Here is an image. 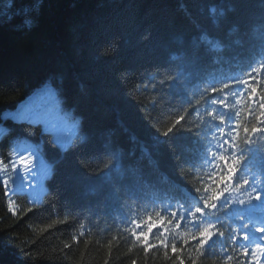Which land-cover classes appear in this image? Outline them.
Listing matches in <instances>:
<instances>
[{"label":"trees","instance_id":"16d2710c","mask_svg":"<svg viewBox=\"0 0 264 264\" xmlns=\"http://www.w3.org/2000/svg\"><path fill=\"white\" fill-rule=\"evenodd\" d=\"M46 82L78 119L65 146L2 118ZM262 103L264 0H0V157L27 138L51 165L39 201L0 175V264H264L236 243L264 193Z\"/></svg>","mask_w":264,"mask_h":264},{"label":"rangeland","instance_id":"374dc122","mask_svg":"<svg viewBox=\"0 0 264 264\" xmlns=\"http://www.w3.org/2000/svg\"><path fill=\"white\" fill-rule=\"evenodd\" d=\"M8 116L41 122L62 146L73 142L78 131V119L71 109L61 105L59 96L48 82L36 88L16 108L2 114V118ZM5 131L6 127L0 121V136ZM50 170L51 165L38 146L27 138L15 139L7 157H0V175L7 186L25 189L36 201L45 190V177Z\"/></svg>","mask_w":264,"mask_h":264},{"label":"snow or ice","instance_id":"6c2138e0","mask_svg":"<svg viewBox=\"0 0 264 264\" xmlns=\"http://www.w3.org/2000/svg\"><path fill=\"white\" fill-rule=\"evenodd\" d=\"M253 93L256 92V89H252L251 90ZM255 98V97H254ZM262 108H264V103H262L260 105ZM180 120H183V117H180L176 123L179 124ZM261 124H264V120L260 121ZM174 129V127H169L163 134L164 135H168L172 130ZM248 132H252V133H264V128H259V127H251V128H247L245 129V133L247 134ZM220 160L223 161L225 163V166L227 168V172L228 175L226 177L223 178L224 181H228V180H232L234 179V176L237 173V167L236 164L239 163L238 160L233 159L232 162H228L227 157L225 156H220ZM249 181L248 180H244L243 181V185H248ZM261 193H257V199L261 198ZM219 193H214L213 195V199L218 198ZM199 211V209H198ZM261 232H264V229L261 230ZM214 234L210 231H204L201 233V235L196 238V242L200 244L201 248H204V246L207 244V242L212 238ZM245 239H247V236L244 237ZM173 251H175V247H173Z\"/></svg>","mask_w":264,"mask_h":264}]
</instances>
